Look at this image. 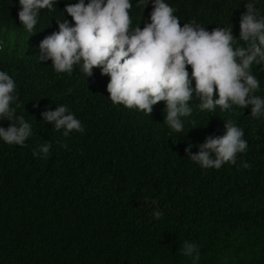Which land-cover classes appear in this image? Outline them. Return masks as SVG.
Instances as JSON below:
<instances>
[{
  "label": "trees",
  "instance_id": "obj_1",
  "mask_svg": "<svg viewBox=\"0 0 264 264\" xmlns=\"http://www.w3.org/2000/svg\"><path fill=\"white\" fill-rule=\"evenodd\" d=\"M59 1L38 17L41 40L59 31L57 20L72 24L65 6L78 0ZM130 2L132 27L142 29L152 0L144 8ZM165 2L181 26H232L238 41L246 3L264 16V0ZM19 10V0H0V71L16 82L12 106L20 104L16 115L33 134L24 146L0 139V264H264V115L252 117L251 105L211 113L194 104L177 133L164 122L163 101L149 116L114 104L110 76L100 68L86 77L78 65L57 73L50 59L40 61L39 47L28 46L31 36L16 20ZM251 71L260 82L255 94L264 98V65ZM60 105L81 121L83 133L65 137L42 119ZM227 120L242 128L251 167L240 157L204 169L185 149L191 144L196 153L201 140L224 135ZM9 123L0 119V127ZM45 143L49 154L34 156ZM184 241L196 244L198 260L181 254Z\"/></svg>",
  "mask_w": 264,
  "mask_h": 264
},
{
  "label": "clouds",
  "instance_id": "obj_2",
  "mask_svg": "<svg viewBox=\"0 0 264 264\" xmlns=\"http://www.w3.org/2000/svg\"><path fill=\"white\" fill-rule=\"evenodd\" d=\"M59 2L66 3L60 0ZM70 2V1H68ZM21 10L16 15L18 24L31 36L30 48L39 47L40 61L51 60L57 73H69L78 65L86 77L94 68L110 76L107 84L114 104L139 109L150 116L153 106L163 101L166 105L164 122L175 132L183 133L181 117L190 116L192 105L214 113L237 105L241 109L251 105V116L264 115V98L256 95L260 82L252 74L255 65H264V16H260L254 3H246V12L240 20L239 41L232 26L211 31L195 21L180 24L175 9L165 0H152L150 23L141 29L132 27L130 0H78L67 4L65 11L72 17L57 20L59 31L41 40L35 31L42 10H55L57 0H19ZM149 0H138L145 7ZM38 54V53H37ZM71 91V90H69ZM16 82L5 71H0V119L10 121L7 128L0 127V139L9 145L24 146L32 136V126L23 116L16 115L20 107ZM42 119L54 125L63 135L84 132L79 119L66 105L41 113ZM18 121L12 123V121ZM222 136H208L199 142V151L185 149L192 161L202 168L220 169L224 164H236L242 157L247 162L248 143L244 132L232 120H227ZM67 147V145H62ZM51 144L45 143L34 156L49 154ZM155 218L162 213L155 211ZM196 253L195 256L193 254ZM196 244L184 241L181 254L199 259Z\"/></svg>",
  "mask_w": 264,
  "mask_h": 264
}]
</instances>
